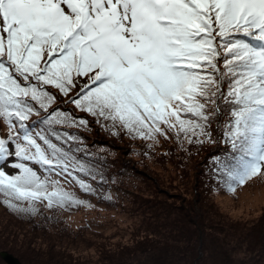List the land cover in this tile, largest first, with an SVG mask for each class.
Returning <instances> with one entry per match:
<instances>
[{
  "label": "snow or ice",
  "instance_id": "6c2138e0",
  "mask_svg": "<svg viewBox=\"0 0 264 264\" xmlns=\"http://www.w3.org/2000/svg\"><path fill=\"white\" fill-rule=\"evenodd\" d=\"M90 123L222 143L213 171L232 194L264 177V0H0V204L91 207L71 190L103 179Z\"/></svg>",
  "mask_w": 264,
  "mask_h": 264
},
{
  "label": "rangeland",
  "instance_id": "374dc122",
  "mask_svg": "<svg viewBox=\"0 0 264 264\" xmlns=\"http://www.w3.org/2000/svg\"><path fill=\"white\" fill-rule=\"evenodd\" d=\"M69 110L74 111L71 106ZM0 131L6 136L4 129ZM79 135L104 165L102 180L82 177L92 184L94 194L74 185L71 188L91 207L49 210L40 205L38 215L24 217L0 204V249L24 256L26 264H155L142 254L134 255L133 250L148 235L144 217L160 211L150 209L149 204L154 202L157 208L156 203L162 201L181 205V199H194L199 178L208 189L206 201L226 217H215V221H232L233 228L242 229L227 230L218 241L212 240L202 264H226L229 257L232 264H264V232L245 230L264 227V177L254 178L234 194L221 187L213 159L224 144L185 143L181 148L171 133L168 139L160 137L153 144L133 140L123 132L113 136L94 123H90V131ZM140 227L145 232L138 233ZM0 264L6 263L0 258Z\"/></svg>",
  "mask_w": 264,
  "mask_h": 264
},
{
  "label": "trees",
  "instance_id": "16d2710c",
  "mask_svg": "<svg viewBox=\"0 0 264 264\" xmlns=\"http://www.w3.org/2000/svg\"><path fill=\"white\" fill-rule=\"evenodd\" d=\"M0 136H3L2 131H0ZM194 186V199H181V205L162 201V203H156L159 206L154 208V202L149 204L150 209L160 211H151L147 214V218L144 217V227L148 235L143 237V240L138 241V245L133 249L136 250L134 255L142 254L146 257V260L148 258L149 261L152 260L155 264H171V262L173 264H202V256L207 255L208 250H210L208 245L211 246L212 240L214 243V241L220 239L224 232L235 229L232 221L225 222L223 219L218 222L215 221V217H226L217 213L215 206L206 201L207 195H205V192L208 189L204 188L205 184L199 178H197ZM151 200L149 199V202ZM234 225L240 224L234 223ZM34 228L39 231V226H34ZM256 228L264 232L263 225L261 229L251 227L250 229L245 228V230L249 233L255 231ZM142 229L140 227L137 232H145ZM149 230L152 233L151 231L149 233ZM235 230L240 231L242 229L238 226ZM245 236H247V233ZM3 251L17 257L22 264H26L23 259L24 256L22 258L21 255L12 250L0 249V252ZM153 253L154 255L151 256ZM149 255L150 257H147ZM156 257L157 259H154ZM232 262L231 257H229L226 264H232Z\"/></svg>",
  "mask_w": 264,
  "mask_h": 264
},
{
  "label": "water",
  "instance_id": "95a60500",
  "mask_svg": "<svg viewBox=\"0 0 264 264\" xmlns=\"http://www.w3.org/2000/svg\"><path fill=\"white\" fill-rule=\"evenodd\" d=\"M0 256L6 264H22L17 257L6 251L0 252Z\"/></svg>",
  "mask_w": 264,
  "mask_h": 264
}]
</instances>
